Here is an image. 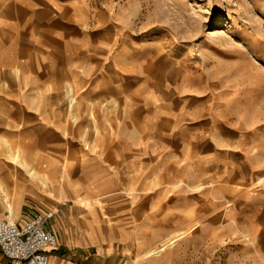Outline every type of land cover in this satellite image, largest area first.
<instances>
[{
    "label": "rangeland",
    "instance_id": "obj_1",
    "mask_svg": "<svg viewBox=\"0 0 264 264\" xmlns=\"http://www.w3.org/2000/svg\"><path fill=\"white\" fill-rule=\"evenodd\" d=\"M53 1L56 40L78 72L64 77L56 56L25 83L0 76V112L16 95L31 114L0 119L1 170L23 173L3 183L12 210L0 198V219L64 201L71 228L86 197L103 201L101 238L87 249L103 264H264V0ZM24 149L44 151L37 162L55 174L83 157L64 176L79 184L65 199L58 185L53 197L19 198L42 191L43 167L31 181L12 159L29 163Z\"/></svg>",
    "mask_w": 264,
    "mask_h": 264
},
{
    "label": "crops",
    "instance_id": "obj_2",
    "mask_svg": "<svg viewBox=\"0 0 264 264\" xmlns=\"http://www.w3.org/2000/svg\"><path fill=\"white\" fill-rule=\"evenodd\" d=\"M49 8L53 13H55L53 0H0L1 77H4L5 73H9L10 78L12 77L16 81L20 78V81L25 83L27 80H29L30 74L32 72L37 73L39 76H41L43 73L47 75V71L44 67L50 63V61L53 59L52 57L56 56V60L58 59V65L62 64L61 69L63 70L64 77L72 76L78 72L79 62L76 59L74 52L68 51L66 48L64 49V47L61 45V42L56 40V38H58V29L56 28V25H54L55 14H49ZM25 12L28 13L21 15ZM17 13H19V15ZM53 63L55 64L56 62L53 61ZM16 83L17 82L14 83V86H16ZM43 86H47L46 80ZM8 98V102L11 105L10 109L12 111L10 110L5 112L2 110L0 112V119L16 121L31 117V114L27 115L25 111H20V105L25 103L23 96L21 97L20 101L16 95L13 98L12 96ZM33 119L35 118L33 117ZM24 152L27 154V160L29 161L27 164L29 165V168L34 171L35 175L37 171L36 168L40 166L43 167L42 171L40 172L42 176L41 180L43 181L40 180L39 182V185L41 183L39 188L42 191H35V189L31 191H22L21 195L18 196L19 198L22 197L23 199L33 200L38 199L43 195L47 198L53 197V195L49 196L48 194H45V192L47 193L50 186L55 187L58 185L59 195L56 198L57 200L65 199L67 193L65 194L64 187L73 188L79 184V182L74 178L75 181L72 183V185H70V183H68L64 178V176L68 174L72 175V172H68V170L64 171L62 167L63 163H65L70 158L61 163V168H58L59 171L55 174V172L50 169L51 165L50 167L48 165L51 160H49L45 165L37 162V159L41 156V153L44 154V151L32 149V151L29 152L27 149H24ZM73 156H78L81 159V163H79L80 165L84 164L83 157L76 154ZM8 162L12 163L9 160ZM57 162L55 161V164ZM1 166L2 165L0 161V185H2L0 198L4 199L2 202L3 205H6L8 202L5 199L6 196H4L6 189L3 183L8 184L14 175L16 176V179L19 177L21 178L23 173H18L17 171L15 173L14 170H9L8 174H4V172L1 170ZM25 173L31 178V181L35 180V175L30 176L26 170ZM16 179L14 181H16ZM90 179L91 178L87 177V181ZM105 181L108 182L110 179ZM15 188H19L20 190L21 185H15ZM74 196L77 197V195ZM74 196L71 197L73 198ZM84 198L81 200H75L76 209L74 210V208H72L69 211L73 213L72 215L70 213L71 218H69L71 228L66 225L65 221L67 216H69L66 214L65 209L63 208L66 206V204L64 201H62L60 204H55V216L54 219L50 220L53 222L48 221L46 224V228L54 231L58 240L57 247L49 252L50 264H103L101 261H99V258L93 256L94 254H89L87 251L89 248L93 250L92 248L95 247L101 238L100 231L102 230L103 223L105 222L103 201L93 200V202L85 200ZM40 206H37V209H35L36 207L32 204L26 208L21 205L18 210L15 223H20L24 218L31 216L35 210H44L45 212L53 211L44 204H41ZM74 229H82V236L75 237L74 234H72ZM91 256L92 258L88 259V257ZM114 261L115 258L111 259V261L109 258V264H113ZM106 263H108V261ZM0 264H7L6 259L1 253Z\"/></svg>",
    "mask_w": 264,
    "mask_h": 264
},
{
    "label": "built area",
    "instance_id": "obj_3",
    "mask_svg": "<svg viewBox=\"0 0 264 264\" xmlns=\"http://www.w3.org/2000/svg\"><path fill=\"white\" fill-rule=\"evenodd\" d=\"M54 214L37 213L20 223L11 221L9 214L0 219V253L7 264H50L49 252L57 247L58 240L46 224Z\"/></svg>",
    "mask_w": 264,
    "mask_h": 264
},
{
    "label": "bare ground",
    "instance_id": "obj_4",
    "mask_svg": "<svg viewBox=\"0 0 264 264\" xmlns=\"http://www.w3.org/2000/svg\"><path fill=\"white\" fill-rule=\"evenodd\" d=\"M70 95V94H69ZM73 100L71 99L70 103ZM73 158H70L69 160H67L65 163H63L62 167L64 169V171H67L68 169H70L71 167H73L74 165H77L80 163V158H78L77 156H72ZM12 159L16 160L19 163V166H22L26 172L30 175V176H34L35 173L34 171L28 167V164H26V162L23 161V159H20L19 156H15L12 155ZM66 175V174H65ZM59 176V175H58ZM9 211L12 210L11 206L9 203H6L5 206ZM181 215V214H180ZM82 226V225H81ZM88 227V226H87ZM175 242V239L170 240L169 242L163 243L161 244L157 249H152L149 252L143 254L141 256L142 259H147V258H151V257H155L156 255H159L162 251H164V249H166L169 245L173 244Z\"/></svg>",
    "mask_w": 264,
    "mask_h": 264
}]
</instances>
